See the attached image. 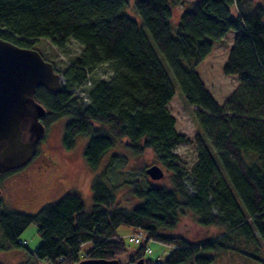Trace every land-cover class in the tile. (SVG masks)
Masks as SVG:
<instances>
[{
    "label": "trees",
    "instance_id": "1",
    "mask_svg": "<svg viewBox=\"0 0 264 264\" xmlns=\"http://www.w3.org/2000/svg\"><path fill=\"white\" fill-rule=\"evenodd\" d=\"M183 2L133 0L135 17L124 11L129 0H0V38L37 49L62 75L60 91L36 89L46 129L68 117L63 145L71 149L78 136L88 137L84 157L91 168L117 144L137 154L150 148L171 171L173 185L156 184L145 170L144 181L120 184L127 186L124 197L141 202L122 206L108 177L115 154L92 183L90 207L77 189L33 214L4 207L6 247L22 246L20 236L32 223L42 242L29 255L51 264L119 260L129 250L117 231L121 225L147 237L127 264L140 258L146 264H214L221 252L264 245V0H195L174 25L173 7ZM231 30L235 38L224 73L237 75L239 84L220 103L196 67ZM71 38L83 47L58 70L59 62L38 43L44 40L60 53ZM104 65L111 76L91 80ZM170 72L200 125L189 177L176 153L189 139L168 107L175 94ZM89 81L86 95L77 94ZM187 213L221 232L202 240L173 232ZM150 240L173 250L164 260L148 259Z\"/></svg>",
    "mask_w": 264,
    "mask_h": 264
},
{
    "label": "rangeland",
    "instance_id": "2",
    "mask_svg": "<svg viewBox=\"0 0 264 264\" xmlns=\"http://www.w3.org/2000/svg\"><path fill=\"white\" fill-rule=\"evenodd\" d=\"M195 0H185L182 4L173 7L171 22L176 25L183 11L191 6ZM131 16L139 17L133 6V0H129L124 10ZM235 32L231 30L221 42L214 44L212 52L196 67L204 79L207 87L214 94L216 99L223 103L228 96L235 90L239 84L237 75H227L224 73V65L227 61L230 49L233 45ZM49 54L51 59L59 62L57 69L61 70L70 60L79 54L83 45L71 38L64 50L56 53L51 52V45L44 40L38 43ZM58 58H62V62ZM175 83V94L170 100L168 107L176 116V127L179 132L188 137V142L181 143L176 148V153L180 157V165L185 168L189 177L191 168L197 161L196 145L194 138L200 131V125L196 118L195 107L189 106L184 99L179 82L174 74L170 72ZM111 76L107 66H101L96 72L90 75L91 80H98L101 77ZM88 82L77 94L86 95L87 87L92 85ZM88 103V99L85 98ZM69 118L62 117L46 129L44 137L38 144L39 155L33 161L13 172L0 175V211L6 207L12 210L24 213H36L45 204L61 197L70 189H77L85 201L87 207L93 202L92 183L95 177L101 173L115 154L118 158L112 167L108 170L109 184L113 187L117 196L120 197L122 206L131 208L141 202V198L127 199L123 196L127 186H121L131 182L134 179L144 181L145 170L153 165H159L164 176L161 179H153L156 184L173 187L172 173L162 165L157 159L152 149L147 148L141 154L133 153L131 150L121 144L113 147L107 152L100 164L91 168L84 157V148L88 137L78 136L73 148L67 149L63 145V133L65 124ZM47 156H53L58 163L57 167L48 172L39 173L38 168ZM30 172L31 176H28ZM144 173V174H143ZM187 187L191 190L190 180H186ZM38 226L34 223L29 225L21 234L22 246L6 247V241L0 229V263L1 264H51L46 260H34L30 257L28 251L35 250L42 242L38 234ZM118 234L123 237L129 250L119 256L121 264H127L129 256L136 252L141 243L130 240L131 235L137 234L130 226L121 225L117 229ZM173 232L189 237L193 240H202L215 237L221 232L217 227H203L198 224L193 213H187L181 217L180 223ZM148 247L151 252H147L146 257L152 260H164L173 247L155 240H150ZM214 264H264V245L243 244L237 250H230L217 254Z\"/></svg>",
    "mask_w": 264,
    "mask_h": 264
},
{
    "label": "water",
    "instance_id": "3",
    "mask_svg": "<svg viewBox=\"0 0 264 264\" xmlns=\"http://www.w3.org/2000/svg\"><path fill=\"white\" fill-rule=\"evenodd\" d=\"M39 86L60 91L62 75L37 49L0 38V173L25 166L38 151L46 131L41 121L46 108L35 99ZM147 174L158 180L164 171L153 165ZM72 264H120V261L87 258ZM133 264L146 261L140 258Z\"/></svg>",
    "mask_w": 264,
    "mask_h": 264
},
{
    "label": "flooded vegetation",
    "instance_id": "4",
    "mask_svg": "<svg viewBox=\"0 0 264 264\" xmlns=\"http://www.w3.org/2000/svg\"><path fill=\"white\" fill-rule=\"evenodd\" d=\"M38 155H39V152L37 151V153H36V155L34 156L33 159H35V157L37 158ZM33 159H32L28 164H30V163L33 161ZM28 164H26V165H28ZM57 165H58V163L56 162V160L54 159L53 156H47V157L44 159V162L41 163L40 167H39L37 170H38L39 173H43L42 170H43L44 172H48V171H50L52 168L57 167ZM4 173H5V172H4ZM1 174H3V173H0V175H1ZM5 174H7V173H5ZM28 176H29V177L31 176L30 172H28Z\"/></svg>",
    "mask_w": 264,
    "mask_h": 264
},
{
    "label": "built area",
    "instance_id": "5",
    "mask_svg": "<svg viewBox=\"0 0 264 264\" xmlns=\"http://www.w3.org/2000/svg\"><path fill=\"white\" fill-rule=\"evenodd\" d=\"M143 237L144 235L142 233H139V234L132 236L131 240L135 242H140Z\"/></svg>",
    "mask_w": 264,
    "mask_h": 264
}]
</instances>
